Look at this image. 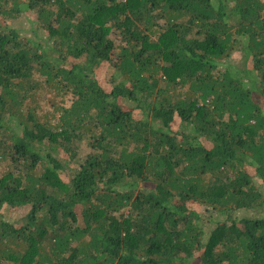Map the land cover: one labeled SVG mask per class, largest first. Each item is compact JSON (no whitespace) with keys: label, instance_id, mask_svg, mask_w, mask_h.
I'll return each instance as SVG.
<instances>
[{"label":"trees","instance_id":"trees-1","mask_svg":"<svg viewBox=\"0 0 264 264\" xmlns=\"http://www.w3.org/2000/svg\"><path fill=\"white\" fill-rule=\"evenodd\" d=\"M0 264H264V0H0Z\"/></svg>","mask_w":264,"mask_h":264},{"label":"rangeland","instance_id":"rangeland-1","mask_svg":"<svg viewBox=\"0 0 264 264\" xmlns=\"http://www.w3.org/2000/svg\"><path fill=\"white\" fill-rule=\"evenodd\" d=\"M241 59H243V56H242V58H241ZM174 125H175V124H174ZM21 212H22V213H24V210H21Z\"/></svg>","mask_w":264,"mask_h":264}]
</instances>
